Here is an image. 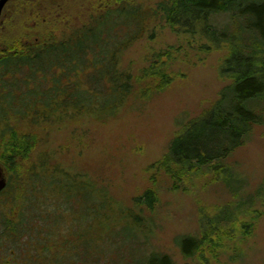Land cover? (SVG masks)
Returning a JSON list of instances; mask_svg holds the SVG:
<instances>
[{
  "label": "trees",
  "instance_id": "16d2710c",
  "mask_svg": "<svg viewBox=\"0 0 264 264\" xmlns=\"http://www.w3.org/2000/svg\"><path fill=\"white\" fill-rule=\"evenodd\" d=\"M136 2L97 0L80 24L65 7L39 9L22 3V33L0 31V164L8 174V186L0 194V248L8 241L22 245L19 254L8 251L14 260L6 264H99L104 253L93 248L95 234L89 228H138L133 252L134 239L152 228L142 207L154 209L158 198L153 190L137 197L133 208L126 207L89 175L53 165L47 154L30 161L38 139L23 132L25 124L116 118L140 79L153 77L159 81L157 89L166 87L172 79L165 72L171 51L157 53L141 76L122 63L146 33L150 18L214 48L230 49L221 74L232 83L202 118L189 122L159 163L174 189L186 190L201 175L225 185L230 157L264 124V0H164L155 10ZM227 191L240 195L233 188ZM239 208L216 222L202 220L200 236H185L178 245L183 257L207 260L205 252L216 240L235 238ZM231 224L234 228H227ZM243 228L246 234L252 231L251 223ZM26 237L29 242L23 243ZM130 261L176 264L162 252L141 260L126 256L122 264Z\"/></svg>",
  "mask_w": 264,
  "mask_h": 264
},
{
  "label": "rangeland",
  "instance_id": "374dc122",
  "mask_svg": "<svg viewBox=\"0 0 264 264\" xmlns=\"http://www.w3.org/2000/svg\"><path fill=\"white\" fill-rule=\"evenodd\" d=\"M96 1L26 0L22 3L39 9L65 7L73 21L80 24L88 7ZM162 1L137 0L136 3L155 10ZM22 3L13 0L6 6L0 19L1 32L10 36L22 33L25 18ZM146 25L144 36L123 56V66L141 76L157 53L171 51L172 59L165 71L172 78L169 84L157 89V79H140L133 96L116 118L105 121L83 118L39 127L25 124L23 132L38 139L30 161L47 154L53 158V165L89 175L126 207L133 208L135 199L147 190L155 192L158 201L154 209L142 207L144 216L152 219V228H144V233L134 239L136 254L131 243L138 228H89L95 234L93 248L104 253L99 264H122L131 255L141 260L151 252L169 254L176 264H264V124L256 126L245 144L230 157L231 172L225 185L212 175H201L189 182L186 190H177L169 175L159 167L171 142L185 133L190 121L202 118L219 100L221 91L232 83L221 74L230 49L228 46L214 48L199 37L177 33L160 18L152 17ZM30 165L31 162L25 167ZM6 175L8 178L7 172ZM228 188L240 195L228 192ZM238 208L240 218L235 229L239 231L235 238L216 240L218 244L205 252L207 260L183 257L178 245L185 236H200L202 220L216 222L218 217L237 214ZM247 222L252 225L249 234L243 228ZM1 231L0 228V238ZM23 240V243L29 242L28 237ZM20 245L8 241L6 247L0 248V264L14 260L8 251L16 253Z\"/></svg>",
  "mask_w": 264,
  "mask_h": 264
},
{
  "label": "water",
  "instance_id": "95a60500",
  "mask_svg": "<svg viewBox=\"0 0 264 264\" xmlns=\"http://www.w3.org/2000/svg\"><path fill=\"white\" fill-rule=\"evenodd\" d=\"M13 0H0V19L3 15V12L6 6ZM8 178L5 172L4 167L0 164V194L7 188Z\"/></svg>",
  "mask_w": 264,
  "mask_h": 264
}]
</instances>
